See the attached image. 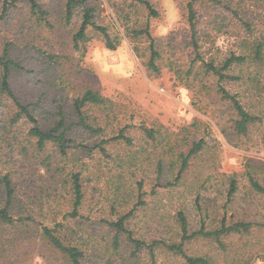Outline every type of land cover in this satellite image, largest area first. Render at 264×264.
Instances as JSON below:
<instances>
[{"label":"rangeland","instance_id":"rangeland-1","mask_svg":"<svg viewBox=\"0 0 264 264\" xmlns=\"http://www.w3.org/2000/svg\"><path fill=\"white\" fill-rule=\"evenodd\" d=\"M65 1L42 0L48 14L40 23L23 0H10L13 5L0 21V54L8 42L23 67L13 76L14 90L40 124L51 127L63 116L65 125L72 126L67 134L74 140L73 148L60 172L64 177L73 168L83 171L86 200L82 212L90 218L85 220L86 227L99 233L102 242L114 235L104 220H116L119 213L133 208L137 182L142 181L147 206L129 221L131 230L148 232L154 239L169 237L171 233L165 230L172 226L178 210L187 213L193 229L204 221L209 227H219L223 218L229 223L253 222L248 235L224 237L226 249L212 239L192 240L186 247L191 254L213 256V264H264V225L259 224L264 223V193L251 182L253 178L264 186V49L262 60L255 57L256 47L264 43V0H196L199 51L191 44L187 20L186 5L191 0H151L158 16H150L142 6H130L135 0H91L96 6L95 22L121 42L116 50H109L93 27L77 49L74 34L83 11L78 8L68 24ZM147 22L162 50L160 74L147 69L149 41L135 43L126 33V26ZM232 55L245 56L243 63L229 71L236 79L219 81L217 75L206 72L205 62L220 67ZM221 87L256 116L246 133L235 128L237 110L222 97ZM88 88L108 99L85 111L87 122L102 128L99 132L76 124L74 98ZM13 111L10 102L0 99V159L13 173L20 193L36 194L43 189L47 194L52 181H38L44 178L39 164L43 157H36L24 138L29 123L21 120L11 130L2 120ZM123 128L132 143L105 144L108 156L98 149L88 156L78 146H94ZM146 129L155 130V137ZM3 137L11 138L10 146ZM195 144L200 150L181 172V155L189 154ZM44 154L56 162L62 159L51 146ZM232 180L237 189L230 197ZM115 195L122 200L114 201ZM27 256V264H49L37 250ZM158 259L160 264H183L170 253Z\"/></svg>","mask_w":264,"mask_h":264},{"label":"trees","instance_id":"trees-1","mask_svg":"<svg viewBox=\"0 0 264 264\" xmlns=\"http://www.w3.org/2000/svg\"><path fill=\"white\" fill-rule=\"evenodd\" d=\"M29 7L30 13L40 23L45 20L48 10L42 4V0H23ZM195 1L191 0L186 5L187 20L191 30V44L199 51V44L196 35L197 13ZM91 0H66L64 4V18L69 24L78 8H82V22L74 34V44L77 49L88 37V31L92 27L99 31L109 50H116L121 42L114 38L108 29L98 25L94 18L96 16L95 4L90 5ZM135 5L144 7L150 16H158L159 10L155 8L151 0H135ZM13 2L3 0V11L0 13V21L5 18L6 12ZM127 17H129L127 15ZM127 36L135 43L146 39L149 41V58L146 62L147 69L153 74L161 73L162 50L158 48L156 38L151 31L150 23L142 26H126ZM264 43H259L256 47L255 57L262 60V50ZM135 50L140 55V49L135 46ZM245 56L232 55L223 62V66H215L213 62H205L206 72L218 76V80H233L237 76L230 73L235 64L244 62ZM23 67L14 58L12 46L7 42L0 54V99L6 100L14 106L13 114L9 118L2 117V120L14 129L24 120L29 123L26 132L27 143L32 146L37 154L36 157H43L40 160L41 168L44 171V178H38L43 183L51 182L50 191L44 194V190L36 194H22L18 190V184L14 175L5 167V163L0 159V264H27L28 254L38 251L40 256L46 257L49 264H143L142 257L146 259L145 264H160L159 256L162 253H170L180 257L183 264H213L214 258L209 254L194 255L187 249V244L192 240L212 239L218 243L221 249H226L224 237L231 235H248L253 228V222L237 220L229 223L226 218L222 219L219 227H209L206 222H202L198 229H193L187 213L178 210L174 215L172 226L166 225L165 233L169 237L154 239L142 234L140 231L131 230L128 227L129 221L136 218V214L142 207L147 206V199L144 198L142 181L137 182V193L133 208L117 215L116 220H104L105 228L109 227L115 234L108 239H98L99 233L94 232L90 227H86L85 220L90 219L83 214L82 207L86 200V191L83 186V171L71 169L66 176H61V166L68 158L70 149L73 148L74 140L67 133L72 127L65 125V118L61 116L51 127H44L40 124L33 110L25 104L16 94L12 79L17 71ZM192 66L187 70L190 74ZM224 99L229 100L237 110L239 118L235 122V128L239 133H246L250 124L255 121V117L240 102L236 95L232 94L225 87L220 88ZM107 98L100 92L88 88L81 95L74 98V110L79 118L77 125L91 131L99 132L102 128H96L87 122L86 110L91 106H99L107 102ZM120 133L108 139H103L94 146L78 145L89 156L93 155L96 149L99 154L108 156L109 151L105 144L111 141H124L132 143V139L127 136L125 128L119 130ZM149 136L155 137V130L146 129ZM10 133V131H9ZM13 138L17 134L14 132ZM3 142L11 145V138H1ZM19 144L23 141L18 142ZM48 146L58 152L62 159L56 162L52 155L44 154ZM200 150L199 144H195L189 154L181 155L183 172L189 166V160ZM33 172V171H30ZM29 172V173H30ZM32 176V174H30ZM33 177V176H32ZM181 175L177 176V180ZM251 182L256 190L264 193V186L259 185L251 178ZM42 186V184H41ZM237 186L234 180L231 181L229 196L236 192ZM121 186L117 190L120 192ZM116 194V193H115ZM114 196V201L122 200ZM117 204H111L112 211L116 212ZM159 224V223H158ZM264 225V223H259ZM165 226V227H166ZM30 252L28 253V250Z\"/></svg>","mask_w":264,"mask_h":264}]
</instances>
